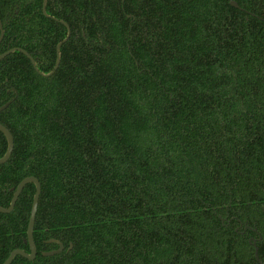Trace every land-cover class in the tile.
Here are the masks:
<instances>
[{"label": "trees", "instance_id": "1", "mask_svg": "<svg viewBox=\"0 0 264 264\" xmlns=\"http://www.w3.org/2000/svg\"><path fill=\"white\" fill-rule=\"evenodd\" d=\"M230 1L48 0L71 28L56 71L0 61V205L41 185L36 258L11 264H259L242 222L264 261V0ZM41 4L0 0V51L37 45L47 73L66 28ZM34 192L0 213V264Z\"/></svg>", "mask_w": 264, "mask_h": 264}, {"label": "water", "instance_id": "2", "mask_svg": "<svg viewBox=\"0 0 264 264\" xmlns=\"http://www.w3.org/2000/svg\"><path fill=\"white\" fill-rule=\"evenodd\" d=\"M46 1L47 0H44V6H43L44 12H45ZM230 4L234 7H237V8L239 7L238 3L235 0H231ZM60 21L68 27V24L65 21H63V20H60ZM3 33H4L3 30H1L0 40L2 39ZM69 35H70V30L68 28L67 36L64 38L63 41H66L68 39ZM63 41L59 42L57 45V48H56L57 49V59H56L55 66L53 67V69L51 71H49L47 73L41 71L38 68L34 58L26 50L19 48V47L11 48L9 50H6L5 52L0 53V60L13 51H20L29 58V60L31 61L32 65L34 66L35 70L39 74H41L43 76H50L51 74H53V72L57 69V67L59 65L60 46H61ZM10 103H11V100H8L4 104H2L0 106V111L4 110ZM0 132H2V134L4 135V137L6 138V141H7L6 151L2 156H0V164H2V163H5L9 159V157L11 156V153H12L13 148H14V139H13V136H12L11 132L9 131V129L6 126H4L1 122H0ZM28 183H33L35 185V192L33 195V200H32V205H31V210H30V216H29V221H28L27 230H26L27 241L29 243V252H26L25 250L19 249V248L13 249L10 252L9 256L4 260V262L2 264H10L16 255H21V256L29 259V260L33 259L36 255V246H35V243L33 240V229H34V222H35V217H36L39 195H40V191H41V185H40L39 180L35 176H26L23 179H21L20 182L16 185V187L11 188V190H13V196L10 200L9 206L5 207V206L0 205V213H8L14 209L15 203H16L21 191L23 190L24 186ZM57 242L60 246L58 249L43 252V255L50 256V255H54V254L60 252L63 248V244L59 241H57ZM252 244L254 246V257L256 258V260L259 263L264 264L259 258L258 248H257L256 244L254 242Z\"/></svg>", "mask_w": 264, "mask_h": 264}, {"label": "flooded vegetation", "instance_id": "3", "mask_svg": "<svg viewBox=\"0 0 264 264\" xmlns=\"http://www.w3.org/2000/svg\"><path fill=\"white\" fill-rule=\"evenodd\" d=\"M47 3H48V0L46 1V4H45V12H44V10H43V6H44V0H42V4H41V11H42V13L46 16V17H48V18H51V19H53V20H55L56 22H59L60 24H62L65 28H66V34H65V36L61 39V40H59L58 42H57V44H56V48H57V45H58V43L59 42H61V41H63L64 40V38L67 36V32H68V28H69V30H70V35H69V37H68V39L70 38V36H71V28H70V26H69V24L63 19V18H60V17H57V16H55L54 14H52L51 13V10H53V9H47ZM59 3H60V1L58 2V5L57 6H60L59 5ZM17 8H18V6H17ZM60 10L59 9H57V12H59ZM15 12H18V9H16L15 10ZM7 16V15H6ZM7 17H11V16H7ZM60 20H63V21H65L67 24H68V27L64 24V23H62ZM6 21H8L7 19H6ZM1 30H3V32H4V28H3V23L1 22V20H0V32H1ZM4 34H5V32L3 33V36H2V39L0 40V43H1V41L3 40V37H4ZM67 39V40H68ZM66 40V41H67ZM66 41H63L62 42V44H61V46L63 45V43H65ZM61 46H60V48H61ZM16 47H19V48H22V47H20V46H16ZM12 48H15V47H12ZM55 48V49H56ZM9 49H11V48H9ZM9 49H7V50H9ZM22 49H24V48H22ZM24 50H26V49H24ZM6 51V50H5ZM5 51H3V52H5ZM27 51V50H26ZM34 51L37 53V59L39 60V55L42 53L38 48H37V45H36V48L34 49ZM14 52V51H13ZM28 52V51H27ZM0 53H2L1 51H0ZM12 53V52H11ZM31 56H32V54L30 53V52H28ZM25 55V54H24ZM33 57V56H32ZM34 58V57H33ZM3 59V58H2ZM56 59H57V49H56V58H55V63H56ZM60 59H61V51H60ZM34 60L36 61V59L34 58ZM37 60V61H38ZM1 61V60H0ZM37 61H36V64H37ZM55 63H54V65H53V67L55 66ZM59 64H60V61H59ZM59 66V65H58ZM58 68V67H57ZM53 69V68H52ZM51 71V70H50ZM56 71V70H55ZM54 71V72H55ZM53 72V73H54ZM231 220H232V218L231 219H228V222H227V224H229L230 222H231ZM242 227V234L243 235H247V239H248V242H249V244L253 247V255H254V246H253V242L256 244V246H257V248H258V245H257V243L258 242H260V241H262V238H263V236H262V230H260V229H258L256 226H250V225H248V224H246V223H243L242 222V224L240 223L237 227H236V230H238L239 228H241ZM248 230H250V231H252L253 232V234H249L248 233ZM33 231H34V229H33ZM33 240H34V238H33ZM57 241H59V242H61L60 240H58V239H54V238H50V239H48V240H45V242L46 243H51V244H53V245H55V247H53L52 249H49V250H46V251H43V252H47V251H51V250H56V249H58L60 246H59V244H58V242ZM23 243L24 244H26L27 246H28V250H25V249H23V248H19V249H23V250H25L26 252H29V243H28V241H27V234H26V237L23 239ZM34 243H35V241H34ZM62 243V242H61ZM63 244V243H62ZM36 246V245H35ZM72 246V244L70 243L69 244V248ZM64 248H65V246H64V244H63V248H62V250L60 251V252H58V253H56V254H59V253H61L63 250H64ZM13 249H17V248H13ZM12 249V250H13ZM11 250V251H12ZM43 252H42V255H43ZM10 254V253H9ZM56 254H54V255H56ZM258 254H259V248H258ZM36 255H37V248H36ZM36 255H35V257L33 258V259H27V258H25V257H23V256H21V255H16V256H21V257H23V258H25V259H27V260H29V261H31V260H34L35 258H36ZM9 256V255H8ZM15 256V257H16ZM43 256H45V255H43ZM50 256H53V255H50ZM15 257H14V259H15ZM255 258V257H254ZM259 258H260V256H259ZM13 259V260H14ZM256 259V258H255ZM13 260H12V262H13ZM260 260L264 263V261L260 258ZM257 261V260H256ZM11 262V263H12ZM258 262V261H257ZM10 263V264H11ZM259 263V262H258ZM259 264H261V263H259Z\"/></svg>", "mask_w": 264, "mask_h": 264}]
</instances>
